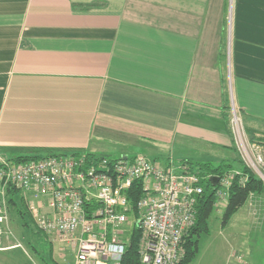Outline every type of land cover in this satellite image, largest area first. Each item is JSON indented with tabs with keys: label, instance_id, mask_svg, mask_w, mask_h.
<instances>
[{
	"label": "crops",
	"instance_id": "obj_1",
	"mask_svg": "<svg viewBox=\"0 0 264 264\" xmlns=\"http://www.w3.org/2000/svg\"><path fill=\"white\" fill-rule=\"evenodd\" d=\"M232 108L264 151V0H0V161L33 148L97 155L105 141L120 157L141 141L133 155L191 142L234 158ZM12 198L0 187L11 213L33 199ZM244 204L264 237V188ZM259 242L246 264H264ZM51 243L53 263L73 264ZM0 257L37 264L19 243Z\"/></svg>",
	"mask_w": 264,
	"mask_h": 264
},
{
	"label": "built area",
	"instance_id": "obj_2",
	"mask_svg": "<svg viewBox=\"0 0 264 264\" xmlns=\"http://www.w3.org/2000/svg\"><path fill=\"white\" fill-rule=\"evenodd\" d=\"M231 112L236 152L264 183V153L244 138L242 122L234 108ZM234 174L239 171L216 175L212 185L217 205L227 200ZM210 176L184 163L157 162L143 154L101 157L97 166L84 152L0 161V187L11 184L32 194L27 206L36 226L73 251V264H120L134 222L142 233L140 264H180L183 234L195 219L196 204ZM135 182L141 190L135 199L137 217L131 215L128 194ZM1 203L0 244L7 227L4 200Z\"/></svg>",
	"mask_w": 264,
	"mask_h": 264
},
{
	"label": "rangeland",
	"instance_id": "obj_3",
	"mask_svg": "<svg viewBox=\"0 0 264 264\" xmlns=\"http://www.w3.org/2000/svg\"><path fill=\"white\" fill-rule=\"evenodd\" d=\"M140 142L141 141L121 143L125 145L123 147L128 152V157L141 151L139 145H137V143ZM109 145L110 142L105 141L103 149L99 148L93 151L97 152L96 156L102 153L106 154L109 158L120 157V152H118L117 149H106ZM112 145L113 143L111 142V146ZM169 148L171 147L165 149L164 155H154L149 152L145 153V155L157 162H162L168 159L165 154L169 153V159L172 161L178 162V160H188V165H191L192 169L195 168L196 163L209 162L212 165H216L220 157H227L224 158L225 161H233L231 152L227 153L221 151L220 154L222 153L223 156H219L218 149L206 144H193L187 142L184 147L178 144L176 147L167 151ZM261 151L264 153L262 149ZM223 202L227 203V200L222 201L221 205H213L214 208L208 217V230L194 235L198 243L191 264H246L247 261L244 255L245 250H247V256H249L248 246H253L257 243L261 244V242H259L260 240L264 245V237H259L260 232L258 227L251 222L252 216L247 204L241 205L240 208L222 224V213L223 209L226 207V203ZM24 208L25 207L20 208L21 211L18 214L16 212L11 213L7 210L6 232L1 237L0 245L19 243V245L24 246L28 254L32 256L37 264H55L50 260V251L52 246L55 248V245L51 243V238L49 240V237L36 226L32 213L27 209L32 218V221H30L29 214L24 212L26 210V208ZM252 227L256 228L253 229ZM14 253L15 252H9L5 255H14ZM261 254L262 256L264 255V247L263 250L261 249ZM9 258L11 261L16 260L15 256H9ZM1 260L2 258L0 257V261ZM72 260V255H66L65 259L62 260V264H71Z\"/></svg>",
	"mask_w": 264,
	"mask_h": 264
},
{
	"label": "trees",
	"instance_id": "obj_4",
	"mask_svg": "<svg viewBox=\"0 0 264 264\" xmlns=\"http://www.w3.org/2000/svg\"><path fill=\"white\" fill-rule=\"evenodd\" d=\"M228 126L229 120H228ZM230 129V128H229ZM254 143H257L255 139L250 140ZM258 144V143H257ZM232 149L235 157L233 161H225V159L219 160L216 165H212L209 162L204 163H196L194 170L198 171L201 174H210V175H221L223 173L239 171V174H234L229 189V196L227 198L226 207L223 209L222 213V224L225 223L232 214H234L241 205L244 204L250 192H259L264 188V183L250 170L248 169L241 161L239 155L235 151V147ZM71 153V155H79L82 152L73 151V152H57L53 150L39 149L33 148L29 149L26 154H22L16 156L12 162L25 161L27 159H35V158H43L49 155H63ZM88 162L93 165H98V161L101 157L96 156L90 153H84ZM105 157V156H104ZM109 158V157H108ZM124 158V157H117ZM112 158V159H117ZM154 160V159H153ZM183 163V162H182ZM184 164L188 165L187 162ZM190 169L192 166L188 165ZM243 176L245 179H243ZM243 179V181H242ZM6 193L8 195V204L13 203L12 196L16 194L18 191L15 186L11 184H7L5 186ZM129 200L132 206L131 215L137 217L138 211L136 208L135 199L141 194V190L139 184L135 182L130 189L128 190ZM216 204V198L214 196V186L211 181L210 184H207L204 187V192L200 196L197 204H196V215L193 223L187 227L185 233L183 234V254L180 261V264H191V260L193 259L196 249H197V238L194 237L195 234H199L200 232H204L208 230V217L214 208L213 205ZM26 214H29L30 221H32L31 215L29 211H27V207H25ZM24 208V209H25ZM13 209V208H12ZM16 213L20 212L21 209H16ZM141 230L139 225L134 222L129 229V235L127 242L125 243V250L120 259V264H140L139 260V240L141 238ZM47 235V234H46ZM48 236V235H47Z\"/></svg>",
	"mask_w": 264,
	"mask_h": 264
},
{
	"label": "water",
	"instance_id": "obj_5",
	"mask_svg": "<svg viewBox=\"0 0 264 264\" xmlns=\"http://www.w3.org/2000/svg\"><path fill=\"white\" fill-rule=\"evenodd\" d=\"M216 180H217V176L216 175H211L210 176V181H211L212 184H215Z\"/></svg>",
	"mask_w": 264,
	"mask_h": 264
}]
</instances>
